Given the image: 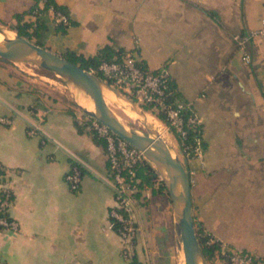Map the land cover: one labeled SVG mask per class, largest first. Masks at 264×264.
<instances>
[{
	"label": "crops",
	"instance_id": "1",
	"mask_svg": "<svg viewBox=\"0 0 264 264\" xmlns=\"http://www.w3.org/2000/svg\"><path fill=\"white\" fill-rule=\"evenodd\" d=\"M56 1L73 23L63 32L49 11L41 45L86 57L113 45L134 52L149 70L169 69L176 96L202 120L203 157L186 160L194 217L216 240L251 251L264 264V37L244 47L234 39L264 25V0ZM34 4L0 0V21L14 25V15ZM188 79L204 86L195 100L208 89L214 106L219 101L234 118L228 135H210L195 101L184 97ZM1 117L10 119L0 121V162L14 194L9 217L18 228L0 231V264H127L122 239L110 228L116 200L107 151L79 132L83 114L48 99L0 58ZM73 164L83 172L78 192L65 179ZM134 214L137 261L167 264L171 229L176 239L168 191L159 182L146 189Z\"/></svg>",
	"mask_w": 264,
	"mask_h": 264
},
{
	"label": "built area",
	"instance_id": "2",
	"mask_svg": "<svg viewBox=\"0 0 264 264\" xmlns=\"http://www.w3.org/2000/svg\"><path fill=\"white\" fill-rule=\"evenodd\" d=\"M50 11L54 12L57 23H69L64 13L55 11L53 8ZM258 37H264V25L246 35H234L235 41L242 47ZM243 59L250 62V54L245 51ZM89 71L101 72L106 77V81L127 94L136 104L148 107V111L166 126L176 140L180 157L186 160L191 152L192 158L203 157V136H197L191 144L188 142L190 131L199 130L202 120L189 103L176 96L171 88V74L167 67L149 70L140 65L134 52H129L121 60H104L97 70L89 69ZM0 121L10 123V119L6 117H1ZM91 128L106 143L109 172L116 200L110 210V228L115 230L122 239V255L127 264H140L135 260L136 241L139 234V226L134 216L135 193L138 191L136 169L147 159L141 150L98 121L92 120ZM29 133L37 134V128L30 127ZM7 174V169L0 162V225L3 229L17 230L18 223L7 215L14 195L12 187L7 183ZM65 179L70 189L78 192L83 180L81 167L73 164ZM223 255L225 258L218 260L217 264H254L255 261L253 252L225 244H223Z\"/></svg>",
	"mask_w": 264,
	"mask_h": 264
},
{
	"label": "water",
	"instance_id": "3",
	"mask_svg": "<svg viewBox=\"0 0 264 264\" xmlns=\"http://www.w3.org/2000/svg\"><path fill=\"white\" fill-rule=\"evenodd\" d=\"M0 32L4 34L5 29L0 27ZM0 58L14 64L29 63L53 72L89 95L94 102L95 110L86 109L78 104L83 114L107 126L117 136L141 150L166 185L173 206L177 245L184 263L208 264L195 228L191 177L186 160L181 159L178 150L164 139L158 130L146 124V119L143 122L147 131L144 132L126 125L107 103L104 90L108 89L117 97L129 101L131 108L145 118L152 115L148 110L136 104L127 94L96 73L18 33L14 38L5 36L0 40Z\"/></svg>",
	"mask_w": 264,
	"mask_h": 264
},
{
	"label": "trees",
	"instance_id": "4",
	"mask_svg": "<svg viewBox=\"0 0 264 264\" xmlns=\"http://www.w3.org/2000/svg\"><path fill=\"white\" fill-rule=\"evenodd\" d=\"M43 3V7H40V4ZM53 8L55 11H59L67 15L69 19L68 24L57 23L58 29L61 31H66V28L73 23L70 17V13L68 8L64 5L59 4L56 0H35V4L31 7V9L24 13H17L14 15L16 20V24L10 25L9 28L16 31L18 34L27 37L30 40H35L36 43L41 44L40 36L43 30L47 28V23L45 19V15ZM29 15V20H26L25 17ZM34 17V20L31 18ZM8 25V24H7ZM123 49L115 48L113 45H106L101 48L98 53L94 56H84L82 54H77L73 51H68L64 57L73 61L80 67L84 69H95L97 70L100 63L104 60L112 61L114 59L121 60L124 57ZM142 67L144 65L140 63ZM145 68V67H144ZM97 75L106 79V77L99 71L96 72ZM171 88L174 90V84L171 82ZM175 92V91H174ZM177 95V93H175ZM148 110V107H144ZM86 116V115H85ZM84 116V117H85ZM93 119L88 116L84 118L82 122L76 121V125L80 133H84L85 131L90 133L95 141L103 145L106 148L105 140L98 136L97 132L91 128V122ZM202 135V127H200L197 131H190L188 142L191 144L194 142V139L197 136ZM192 152L189 156H187L186 160L192 159ZM109 164V163H108ZM136 182L138 191L135 193V197L138 199L142 196L143 192L148 189H154L156 183L159 182L160 189L167 191L166 185L160 179L156 169L153 165L145 161L141 165H139L136 169ZM9 216V213L7 214ZM195 228L197 232L198 239L200 241L203 253L209 264H217V261L225 258L223 255V243L219 240H216L210 233H208L205 228L199 223L194 217ZM3 230V227L0 225V231ZM137 261V258H135ZM138 262V261H137ZM140 263V262H139ZM141 264V263H140ZM256 264V259L254 261Z\"/></svg>",
	"mask_w": 264,
	"mask_h": 264
},
{
	"label": "rangeland",
	"instance_id": "5",
	"mask_svg": "<svg viewBox=\"0 0 264 264\" xmlns=\"http://www.w3.org/2000/svg\"><path fill=\"white\" fill-rule=\"evenodd\" d=\"M0 27L5 29V31L9 33H15V35L17 34L16 31L11 30L9 28V25H6L2 21H0ZM33 41L35 42V40ZM8 63L11 66V69H13V71L18 72L25 79L32 81L33 87L41 91L44 96L48 97V99H55L56 101H60L72 107L78 113L83 114V112L79 108L77 101L75 100V96L73 93L75 89L74 84L70 83L66 79L62 78L59 75H56L53 72H49L45 69L39 68L29 63H15V64L12 62H8ZM196 83L197 81L193 79L185 80V86L187 87L188 90L187 89L184 90V97L191 100L193 99L195 101L194 106L197 112L204 118L205 125L207 126V129H209L210 135L214 139L217 140L220 137H222V135L224 136L225 132L228 135L229 134L228 127L230 128L231 125V127L234 128L235 125L234 118L230 117V115L226 113H223L222 103H220L219 101L217 103L219 105L216 104L214 106L213 103H216L217 101L212 102L210 100L213 98V95L212 93L209 92L208 89H205L206 96L202 98V100L201 99L195 100L196 94L197 93L201 94L199 92L204 88L202 84L196 85ZM106 101L115 110V112L119 115V118L126 125H128L133 129L139 130L140 132L147 131L146 126L143 124L142 121L128 116L116 102L113 103L107 99ZM124 101L126 102V100ZM83 116L85 115L83 114ZM148 116L156 124L157 129L160 131V134L163 136V138L168 140L169 143L173 147H175V149H177L178 146L176 140L171 135V133L166 129V126L163 123L159 122L155 117H152V115L151 116L148 115ZM220 147H222V144ZM181 159L184 160V158L182 157ZM174 236H175L174 231H172L171 229L170 235L167 236L168 237L167 239L170 240L169 243L171 244L169 246L170 251L166 252L168 254L167 259L169 258L167 264H185L184 258L179 251L177 240L175 239Z\"/></svg>",
	"mask_w": 264,
	"mask_h": 264
},
{
	"label": "bare ground",
	"instance_id": "6",
	"mask_svg": "<svg viewBox=\"0 0 264 264\" xmlns=\"http://www.w3.org/2000/svg\"><path fill=\"white\" fill-rule=\"evenodd\" d=\"M5 36L9 37V38H14L15 37V33H9L7 31H5L4 34H3V33L0 32V40H3L5 38ZM73 93H74V96H75V100L77 101L78 104L82 105L86 109H89V110H92V111L95 110V105H94L93 100L84 91H82L81 89H79L78 87L75 86V89H74ZM104 96L110 102H113V103L116 102L128 116H130V117H132L134 119L140 120L142 122L145 121V119H146V121H147L146 124L147 125H151L156 130H158L157 126L153 122V120L150 119V117L148 115L145 118L141 114H139V112H137L136 110H133L131 108V104H130L129 101L126 100V102H125L124 101L125 99L122 100L121 98L117 97L112 91H110L108 89L104 90ZM143 124L145 125L144 122H143Z\"/></svg>",
	"mask_w": 264,
	"mask_h": 264
}]
</instances>
